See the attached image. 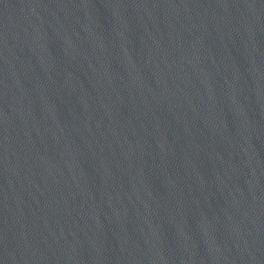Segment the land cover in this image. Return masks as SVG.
<instances>
[{"label":"water","instance_id":"1","mask_svg":"<svg viewBox=\"0 0 264 264\" xmlns=\"http://www.w3.org/2000/svg\"><path fill=\"white\" fill-rule=\"evenodd\" d=\"M0 264H264V0H0Z\"/></svg>","mask_w":264,"mask_h":264}]
</instances>
